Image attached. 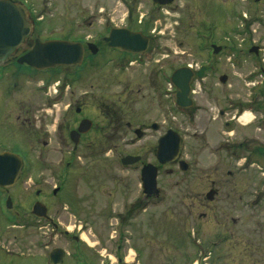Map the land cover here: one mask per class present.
<instances>
[{
    "label": "rangeland",
    "instance_id": "rangeland-1",
    "mask_svg": "<svg viewBox=\"0 0 264 264\" xmlns=\"http://www.w3.org/2000/svg\"><path fill=\"white\" fill-rule=\"evenodd\" d=\"M21 1L25 9L32 12L33 19L36 18L29 42L50 38L76 40L81 37H86L85 40L90 41L88 37L92 35L105 34L106 27L127 24L142 29L148 26L151 36L162 50L157 58L166 65L168 72L187 65L195 70L200 65L210 63L213 69L203 81L204 85L214 87L216 93L220 95L227 94L232 101L239 100L249 104L258 97L264 104V95L258 93L260 88H264V0H172L167 6H158L152 0ZM90 23L93 24L89 26ZM210 44L221 46V51L213 54ZM253 46L260 48L257 49V54L248 52ZM25 49L20 47L17 54L24 52ZM110 67L107 66L100 75L92 74L84 80L66 76V69L64 70L63 66L55 68L58 70L54 72L43 71L37 74L15 67L5 72L0 79V109L6 104L3 114L11 111L13 116L11 119H15L19 114L17 110L22 107L24 110V119L22 117L18 122L16 120L15 127H9L12 123L9 122L10 119L3 120V116H0V150H11L24 160V171L20 181L7 194L0 192V264H51L49 252L57 247L64 250L67 245L72 253V246L66 242L62 230L76 232L82 223L77 214H72L75 213L73 210L63 209L65 206L62 203L63 196L70 194L71 188V205L89 194H93V198L106 200L107 194L112 192L110 198L117 206L121 199L127 200L129 194L131 196L138 194V186L136 188L127 186V178L131 174L120 170L122 167L120 162L116 163L109 155L78 154L74 158H69L68 155L66 158H60L44 154L53 146L57 124L66 116L65 109L68 103L73 106L76 99L79 102L82 91H87L84 99L86 104L93 106L101 99V95L106 99L104 102L115 99L117 92L127 84L128 79L124 74L115 77L112 75L115 72H111L114 69ZM16 70H21L23 74L19 76ZM221 75L227 77L224 83L219 81ZM66 85L67 91H71L72 94L71 101L63 100L61 96ZM192 85L197 91L198 103L205 105L211 103L204 99L205 95L199 89L203 84ZM170 87L168 85V88ZM103 88H107L105 94L101 90ZM112 93L114 95H111ZM245 112L247 119L242 121L252 122L246 132L256 141L260 138L264 142V131H261L264 128V113L249 111L248 108ZM88 114L92 116V110H88ZM22 120H30L33 124L19 126ZM168 125L181 129L182 145L186 147L183 150L185 155H182L188 164L183 176L188 177L187 181H196L199 189L204 190L209 179L213 177L224 179V157L214 158L207 153H192L193 142L190 136L193 134V128L187 120L168 110ZM43 129L49 137H42ZM14 132L20 136H11ZM34 134H39L41 140H47L48 145L44 146L42 142H37ZM152 145L145 142H119L117 151L119 156L143 152L145 158L152 159L151 154L145 151ZM68 161L70 163L67 170H64ZM215 164L220 170L214 173L210 168ZM258 166L259 164L255 162L249 168L251 172L248 173V178H253L251 183L257 181L258 172L262 170ZM255 170L257 172H254ZM106 172L113 174L110 179L114 176L126 178L123 179L122 185H113L110 180L104 182L101 187L87 188L84 185L86 181L90 183L86 179ZM64 173L69 177L74 175L77 182H74L73 178L71 186H65L53 195L52 188L57 182L53 177L58 180ZM260 174L259 177L262 175ZM172 179L174 177L162 172L157 180V188L160 189ZM255 187L253 185L247 190L248 196L243 202V215H239V210L236 211L233 205L237 204V196L240 193L236 189L233 191L231 203L215 202L201 206L198 209L200 212L198 222H189L186 226L181 224L183 217L188 215L184 208L177 209V213L174 212V219L167 220L164 218L162 206L151 201L150 206L146 208L147 212L141 213L142 216L148 214L151 217L148 222L151 249L144 259V264H264V195L263 201L254 203L255 193L258 191ZM38 189L41 190L39 201L48 206L49 213L57 218L53 221L58 224L56 230H52L51 226L45 223L36 222L34 218L28 219L25 223L10 218L11 213L4 206L8 195L12 200V211L23 207L25 215L28 216L30 203L35 198V190ZM159 197L160 195L156 198ZM179 211L182 212L178 213ZM139 218L135 220H144ZM229 219L232 220L231 224ZM110 223H107V228L111 226ZM136 223L134 224L138 225ZM99 225L95 223L92 227L91 232H94L95 237H90V242L99 241L97 237L101 239L97 232L104 229L102 226L101 229H97ZM105 225L106 223L103 227ZM140 226H135L133 230L136 233L141 232ZM104 241L103 239L101 242L103 248L95 245L103 253L102 256L93 248L87 247L82 255L83 260L86 261L91 254V257L94 255L92 260H96L95 263L98 264L104 256H112L109 250L111 244H105ZM131 249L126 254L129 260L133 258ZM71 257L72 259L65 257L62 264H75L77 260L72 254Z\"/></svg>",
    "mask_w": 264,
    "mask_h": 264
},
{
    "label": "flooded vegetation",
    "instance_id": "flooded-vegetation-1",
    "mask_svg": "<svg viewBox=\"0 0 264 264\" xmlns=\"http://www.w3.org/2000/svg\"><path fill=\"white\" fill-rule=\"evenodd\" d=\"M11 1L18 2L19 0ZM27 19L33 24L36 20V18L33 19L31 11H27ZM92 24L93 23H90L89 26ZM33 28H31L32 30L30 34L24 39L25 42L21 46L26 48L25 51L17 54L18 48L14 53L8 55L3 63H0V79L5 72H9L15 67L21 70L25 69L32 71L29 66L25 64L18 65L15 60L19 55L21 56V54L25 53L31 46L32 42H29L28 39L33 34ZM113 28H125L132 33L138 32L142 36L147 37L146 48L141 52L133 53L120 47L109 46L110 42L105 38ZM147 28L148 26H145L142 29H137L126 24L124 26L106 27L105 34L98 33L92 35L88 37L90 38V41L85 40L86 37L77 38L76 41H79L83 45L82 61L78 66H64V70L66 69V76L70 78L76 77L84 80L92 74L100 75L107 66H111L110 68L112 70L114 69L111 72H115V74H112L113 76L116 77L118 74H124V77L128 80L127 84L122 87L123 89L117 92V96H115V99L113 100L110 99V101L104 102L106 99L104 95H101V99H99L93 106H90L87 105L84 100L87 91H82V96L80 97L82 101L79 98V102L81 101L80 103L77 99L74 101L73 106L71 103H68L65 109L66 116L61 119L59 124H57L53 146L49 152H44V154L46 156H58L60 158H66L67 155L69 158H74L77 157L78 154L92 155L101 153L106 156L109 155V157L116 160V163L120 162L122 165L120 170L127 171L131 174L127 178V186H133L135 188L138 186L137 189H139V191L138 194L134 196L133 194L132 196L129 194L127 200L121 199L122 201H120L117 206H115L114 200L110 198L112 192L107 194L106 200L93 198V194H89L81 200L77 199L78 202L71 205L72 188H69L70 194H65V196H63L64 202L62 203L65 205L63 209L73 210L75 213L72 214H77L78 217L81 218L80 222L82 223V226L78 227L76 232H73V230H71V232L68 230H62V234L65 235L67 240L66 242L70 243V246H72V253L68 245L67 248L64 249L63 260L65 257H70L72 259V254L73 258L77 260L75 264H97L95 263L96 260H92L94 255L91 257L90 254V257L87 258L86 261L83 260L82 255H84L83 252L88 248H93L100 254V256H102L103 253L98 250L95 245L97 244V246L100 245L101 247V242L104 239L105 244H111L109 250L112 256H104V259L98 262V264H144V259L150 253L151 249V241L148 234L150 229L148 222H150L151 217L148 214H143L142 216L141 213L147 212L146 208L150 206L151 201L152 203L158 202L162 206L163 213L165 214L164 218L167 220L170 218L174 219V212L177 213V209L184 208L188 215L183 217V220L181 221L183 226L188 225L189 222H198V218L200 217L198 209L201 206L203 207L204 205L215 202L231 203L233 191L236 189H238L240 193H238L239 195L237 196V204L234 203L233 205L236 208V211L239 210V215H243V202L246 201L245 198L248 196V188L253 187V185L254 187L256 186L255 189L258 190L256 193L254 192L255 199H253V202L263 201L264 142L261 141L260 138H257L259 141H256L254 137L246 132L252 122L242 121V117L247 114L245 112L247 108L249 111H261L264 113L263 102L259 101L258 97L249 104L239 100L232 101L227 94L224 93L223 95H220L216 93L214 87H208L207 84L204 85L203 81L213 69L212 64L206 63L205 65H200L198 69L195 70L191 69V66H186L194 73L203 68V74L201 78L194 75L189 82L190 90L188 93L191 105L189 107L178 106V90L172 84H168L171 73L178 67L168 72L166 65H164L161 59L157 58L161 55L162 50L155 41V38L151 36L150 29ZM89 43L92 44L91 47L88 46ZM211 45L212 44H210V50ZM257 49L260 48L257 47ZM152 62L153 64H151ZM21 70H16V74L19 76L23 74ZM32 74H37V72H32ZM67 83L68 81L66 84ZM195 83L204 85L199 89L203 91L202 94L205 95L204 99L211 103L205 105L204 103L197 102V91L192 87L194 86L192 84ZM168 85L171 87L168 88ZM66 88L67 85L64 88L65 91L61 92V96L63 97V100L67 99L68 101H71V91H67ZM101 90H103L105 94L107 88ZM258 93L264 95V88H260ZM111 95L114 94L112 93ZM5 107L6 104L3 105V109H0V116H3V120L10 119L9 122L12 123H10L9 127L17 126L14 122H16V120L18 122L22 117L24 119L23 107L17 110L19 111V114L16 115L15 119H11L13 118L11 111L3 114ZM88 110H92V116L88 114ZM168 110L174 115H178L182 119L187 120L188 124L192 125L193 134L189 136L193 142V146H191L193 154L207 153L214 158L224 157L223 180L213 177L212 179H209L208 186L204 190H200L196 181L193 180L192 182H189L187 181L188 177L183 176V173L188 169V164L184 160L185 156H183L185 155V151L183 150L186 149V147L182 145L183 136L180 133L181 129L177 126L169 127L168 125ZM82 120H89V127L84 128L83 131L78 132V135H76L75 131H77ZM31 123L30 120H22L20 121L19 126H30ZM259 126L260 125H258V127ZM170 129L177 132L181 138L179 156L170 162L162 164L154 157L155 150L159 140L166 135ZM42 131V137L48 136L44 129ZM261 131L263 132L264 128ZM71 134L73 138L76 139V143L71 140ZM13 135L17 137L19 133L14 132L11 136ZM34 136L37 142H42L44 146L48 145L49 142H47V140H41L42 137H39V134H34ZM119 142H145L153 144L145 150L148 154H151L152 159H150V157L145 158V154L139 152L129 154L130 156H138L139 159L137 161H133L131 164H123L122 160L128 154L119 156L117 151V144ZM5 151L13 152L11 150ZM5 151L3 149L0 150V152ZM181 160L185 161L187 164L185 170H182L180 166L179 162ZM219 161H221V159H219ZM255 162L259 164L258 168L262 170L258 172L257 181L251 183L253 178H248V173L251 172L249 171V168ZM69 163L70 161L65 163L64 170H67L66 168ZM147 163L153 164L157 168L156 182L162 172H165L167 176L174 177L172 181L169 182L168 180L165 186L158 189L157 195L148 194L143 191L140 178L141 167ZM217 164L210 168V171L215 173L217 170L218 172L220 168ZM113 170H115L114 167ZM23 171L24 170L19 173L20 175L14 185L9 188L0 187V192L7 194L12 187L16 186L23 175ZM254 172H257V170ZM259 174L261 175L260 177ZM72 176L69 177V175H65L64 173V175L61 178H58V180L53 177V180H56L57 182H55L56 186L52 188L51 193L56 195L65 186H71L73 178H75L74 182H77L76 177L74 175ZM112 176L113 174L109 172L99 176H92L91 178L86 179L90 181V183L86 181L84 185L87 188L96 186L101 187L104 182H109V180L113 185H122L123 179L126 178V176H114V178L110 179ZM258 186L263 187L258 188ZM210 191H212V197L211 199H208L207 193ZM34 194L35 198L30 203L31 206L28 216L25 215L26 213L24 212L23 207H18L12 211L11 200V207L6 208L7 211L11 213L9 215L10 218L23 221L24 223L28 221V219L34 218L36 222L45 223L51 226L52 230H56L58 224H55L53 221H56L57 218L49 213L50 209L48 206H46V214L49 218L38 217L31 213L33 203L39 201L41 198V190H35ZM159 195L160 197L156 198ZM8 197L9 196L6 195L5 201ZM233 205L231 206L233 207ZM168 206H172V208H167ZM26 210L28 211L27 208ZM181 212L182 211H179L178 213ZM138 217H140L139 219L144 220H135ZM108 222H111L109 228L106 227ZM140 222L142 223L141 226ZM95 223L100 224L97 229H101L102 226V229L104 230L96 231L101 236V239L96 236L99 241L90 242V237H95L94 232H91ZM105 223L106 225L103 227V224ZM134 223L138 225H135ZM231 223L232 220L229 221V224ZM23 225H20V227H23ZM135 226H140L141 232L136 233V231L133 230ZM181 228L184 229L186 227ZM78 231L79 233H77ZM130 249L133 251V258L129 260L126 258V254ZM258 250L261 251L260 249Z\"/></svg>",
    "mask_w": 264,
    "mask_h": 264
},
{
    "label": "water",
    "instance_id": "water-1",
    "mask_svg": "<svg viewBox=\"0 0 264 264\" xmlns=\"http://www.w3.org/2000/svg\"><path fill=\"white\" fill-rule=\"evenodd\" d=\"M156 5H168L172 0H152ZM25 7L20 3H13L9 0H0V62L2 63L8 55L22 46L24 39L30 34L32 22L27 19ZM110 42L109 46L120 47L129 52H141L146 48L147 37L142 36L138 32H131L125 28H113L109 35L105 38ZM89 47L92 44H88ZM213 53L217 54L220 46L212 45ZM249 52L257 53V47L249 48ZM83 56V47L80 42L64 39H49L41 41L35 39L29 50L17 58L18 64H26L31 69L43 71L58 66H76L80 65ZM203 68L197 72H193L188 67H180L171 73V82L177 88V105L180 107H189L191 100L189 99V82L196 75L201 78ZM227 77L221 75L219 80L221 83L226 81ZM89 120H82L79 124L78 132L88 128ZM71 140L76 143V139L71 134ZM181 138L179 134L173 130H169L157 143L155 150V158L159 163H166L176 159L179 156V147ZM138 156H126L123 158V164H131L137 161ZM182 170L187 168L184 161H180ZM23 168V160L16 153L0 152V187L9 188L17 182L19 173ZM141 181L143 191L148 194L157 195L158 188L156 177L157 168L153 164H145L141 167ZM212 191L207 193V198L211 199ZM7 208L11 207V199L8 197L5 201ZM31 213L42 218H49L45 205L36 201L32 206ZM64 251L55 248L49 253V261L51 264H62Z\"/></svg>",
    "mask_w": 264,
    "mask_h": 264
},
{
    "label": "bare ground",
    "instance_id": "bare-ground-1",
    "mask_svg": "<svg viewBox=\"0 0 264 264\" xmlns=\"http://www.w3.org/2000/svg\"><path fill=\"white\" fill-rule=\"evenodd\" d=\"M242 119H247V115L245 114V115L242 117Z\"/></svg>",
    "mask_w": 264,
    "mask_h": 264
},
{
    "label": "trees",
    "instance_id": "trees-1",
    "mask_svg": "<svg viewBox=\"0 0 264 264\" xmlns=\"http://www.w3.org/2000/svg\"><path fill=\"white\" fill-rule=\"evenodd\" d=\"M54 70H56V71H57L58 69H52V70H50V72H54Z\"/></svg>",
    "mask_w": 264,
    "mask_h": 264
}]
</instances>
